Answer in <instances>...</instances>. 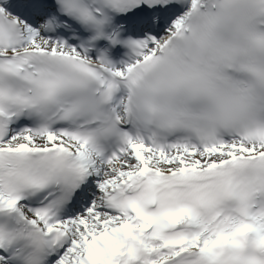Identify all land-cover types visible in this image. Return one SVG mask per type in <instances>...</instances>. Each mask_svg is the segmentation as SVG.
<instances>
[{"label":"snow or ice","instance_id":"1","mask_svg":"<svg viewBox=\"0 0 264 264\" xmlns=\"http://www.w3.org/2000/svg\"><path fill=\"white\" fill-rule=\"evenodd\" d=\"M0 264H264V0H0Z\"/></svg>","mask_w":264,"mask_h":264}]
</instances>
